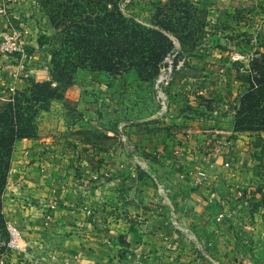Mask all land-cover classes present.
<instances>
[{
    "label": "rangeland",
    "instance_id": "obj_1",
    "mask_svg": "<svg viewBox=\"0 0 264 264\" xmlns=\"http://www.w3.org/2000/svg\"><path fill=\"white\" fill-rule=\"evenodd\" d=\"M0 1L2 4L4 0ZM62 2L66 0H58L57 4ZM8 4L14 15L16 11L24 13L23 9L30 12V23L24 21L26 18L18 20L16 15L13 21L34 30L42 64L50 74L55 58L58 63H64L63 51L67 47L64 26H52L48 8L38 0H8ZM57 4L51 6L53 14L57 13ZM80 5L81 12L92 16L96 12L94 25L84 20L82 26L96 29L98 25L109 43L123 40L117 29L126 18L133 21L126 22L130 27L137 23L163 31L169 39L164 41L171 44V49L156 68L148 70L150 76H141L136 69L119 75L82 67L73 74L66 71L71 86L64 93L58 92L59 98L40 103L35 136L40 131L47 134L60 131L65 136L62 149L71 152L66 158L52 161L58 168L54 174L55 195L63 197L65 187L71 186L72 201L77 203L84 197L80 185H87L95 196L97 181L92 171L97 167L107 168V164L101 165L102 161L146 171L173 161V155L166 160L158 150H151L163 134L191 138L220 136L218 131L230 124L253 153L254 161L247 167L251 172L249 178L237 188L238 192L256 197L257 216L254 218L250 213L252 217L241 218L239 225L241 229L252 230L249 232L252 238L257 236L259 264H264V154L260 147L264 132H259V104L246 109L249 100H259V65L264 68V0H84ZM147 37V45H151L152 38L155 40L157 36L147 34ZM99 38L103 39L100 34ZM245 45L257 48L250 63L234 61L231 66L236 72H215L217 68L230 67L225 65L230 56L221 57L218 49L240 52L238 49ZM23 78L25 83L21 88L0 96L1 107L18 93L26 92L29 96L33 82H50L27 75ZM63 126L66 129L60 130ZM209 137L205 140L201 137L205 142L201 145L206 146ZM249 179L251 184L246 186ZM156 180L162 179L151 178L154 184ZM18 221L7 220L5 216L0 219V264H20V256L6 247V223L23 229Z\"/></svg>",
    "mask_w": 264,
    "mask_h": 264
},
{
    "label": "crops",
    "instance_id": "obj_2",
    "mask_svg": "<svg viewBox=\"0 0 264 264\" xmlns=\"http://www.w3.org/2000/svg\"><path fill=\"white\" fill-rule=\"evenodd\" d=\"M23 11H16V18H26L24 21L30 23V12ZM6 26L0 15V32ZM37 39L33 32L35 60L26 75L51 81ZM238 50L244 56L236 61L239 64L247 65L257 54V48L249 45ZM220 52L221 57L230 56L225 63L230 67L215 72H236L231 66L236 51L218 49ZM9 64L0 55V96L25 83L23 76L16 77L13 68H7ZM58 132L40 131L33 138L17 142L3 199L6 219H19L25 231V251L33 264H259L257 236L252 238V230L239 225L241 218L252 217L250 213L257 216V199H251L240 214L237 194V186L251 173L247 167L254 161L253 153L230 124L218 131L220 136L163 134L151 150H158L166 160L173 155V161L146 171L102 161L101 165L108 167L92 171L97 181L95 196L87 185H80L84 197L77 203L72 201L71 186L65 187L63 197L55 195L54 174L58 168L52 161L70 156L66 155L70 149H62L65 136ZM201 137H209L206 146L201 145L205 143ZM227 138L233 139V147L214 154L215 143ZM205 169L207 180L200 181L199 173ZM154 177L162 180L154 184ZM250 184L249 179L246 186ZM29 197L33 205L27 204ZM52 200L59 206L47 219L44 205ZM222 213L226 218L219 221ZM26 262L23 258L20 264Z\"/></svg>",
    "mask_w": 264,
    "mask_h": 264
},
{
    "label": "trees",
    "instance_id": "obj_3",
    "mask_svg": "<svg viewBox=\"0 0 264 264\" xmlns=\"http://www.w3.org/2000/svg\"><path fill=\"white\" fill-rule=\"evenodd\" d=\"M83 1L66 0L57 4L58 0H38L40 5L43 4L45 8H48L52 26L55 28L64 26L63 32L66 34L64 45L67 47L63 51L64 63H58L56 58L51 63L52 80L50 82H33L29 96L26 92L18 93L12 100L4 103V107L0 106V219L5 216L2 199L5 196L12 169L15 146L22 139L35 137L37 134L35 118L38 110L43 104L59 98L58 92L64 93L71 86V81H67L66 71L73 74L77 68L82 67L119 75L136 69L141 76L145 77L150 76L151 73L148 70L156 68L170 52L171 44L164 41L169 39L163 31L151 30L137 23L130 27L126 25V22L133 21L126 18L121 20L117 29L123 36V40L114 41V44L109 43L98 25L95 24L96 29L82 26L84 20L94 25L92 21L96 15L95 11L93 16L85 11H79L80 3ZM55 3L58 8L57 13L53 14L51 6ZM66 22L69 24L67 25ZM98 34L106 40L98 39ZM147 34L157 36L155 40L152 38L151 45H147L149 42ZM257 82L259 83V100H249L246 109L254 108L259 104V132H264V68L261 65H259V81ZM60 86H64L63 89ZM260 147L264 154V140Z\"/></svg>",
    "mask_w": 264,
    "mask_h": 264
},
{
    "label": "built area",
    "instance_id": "obj_4",
    "mask_svg": "<svg viewBox=\"0 0 264 264\" xmlns=\"http://www.w3.org/2000/svg\"><path fill=\"white\" fill-rule=\"evenodd\" d=\"M0 15L4 17L7 22V26L4 30L0 32V55L5 57L9 61V65L7 68H13L14 76H25L29 69L30 63L34 62L35 54L31 50L32 47V37L34 30L31 27L26 26L24 23L16 24L13 19H15V15L12 10V6L7 3V1L3 2L0 5ZM257 42V40H254ZM257 44V43H256ZM232 59L234 61H239L244 58L241 52L232 53ZM11 91H14L12 89ZM233 147V139L227 138L225 141H218L215 143L212 152L214 154L223 153V151L228 150ZM226 166H230V163H227ZM208 173L207 169L201 171L199 173L200 181L207 180ZM240 196L238 211L240 214H244V207L249 203L251 199H255L253 194L237 192ZM27 204L33 205L34 200L31 197L27 198ZM59 206V202L57 200H52L46 205H44L45 217L49 219L52 216V213ZM243 217V216H241ZM225 215L222 213L219 215V221L225 220ZM246 219V218H243ZM6 231L8 234V240L6 242V247H8L11 251L16 252L18 256H20V261L23 258L27 259L28 264H33V258H28L26 253L27 247V236L25 234L24 229L18 228L13 223L7 222ZM136 264H147L145 262H138Z\"/></svg>",
    "mask_w": 264,
    "mask_h": 264
}]
</instances>
